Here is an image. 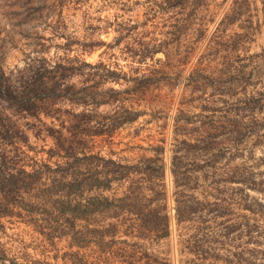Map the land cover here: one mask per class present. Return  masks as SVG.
Here are the masks:
<instances>
[{
    "label": "rangeland",
    "instance_id": "374dc122",
    "mask_svg": "<svg viewBox=\"0 0 264 264\" xmlns=\"http://www.w3.org/2000/svg\"><path fill=\"white\" fill-rule=\"evenodd\" d=\"M28 64L58 91L29 113L0 101V168L37 176L0 219V264H126L144 250L172 264L264 262V0H0V66L14 77ZM99 157L158 159L164 180L146 175L143 186L167 193L154 206L166 203L172 217L176 198L194 203L189 223L169 239L120 235L101 247L57 237L69 182L116 170ZM140 176L82 195L118 196Z\"/></svg>",
    "mask_w": 264,
    "mask_h": 264
},
{
    "label": "trees",
    "instance_id": "16d2710c",
    "mask_svg": "<svg viewBox=\"0 0 264 264\" xmlns=\"http://www.w3.org/2000/svg\"><path fill=\"white\" fill-rule=\"evenodd\" d=\"M53 70H55V68H53ZM57 91V87L53 84L51 77L46 75L40 66L28 64L25 68L19 70L14 77L0 66V101L7 103L10 107L22 105L23 111L29 113L30 107L28 105H31L32 108L35 100L52 98L57 95ZM138 116H140V113L135 114L133 121ZM184 143L186 145L185 149H198L197 143ZM94 158V156L87 157V159ZM99 159L105 161L107 164H112L116 167V170H111L107 173L96 172L91 175L90 178H85L83 180L75 178L68 184L72 188V191L67 192L66 197H70L74 193L77 194V192L83 197V193L92 192L94 189H99L104 192L110 191L114 182L127 180V178L132 175V171L141 175L140 184L135 188L129 186L124 195L119 198L99 195L89 197L86 201L81 199V201H76L75 203L71 200L63 201L59 208V212L62 214L61 216L65 217V221L60 223L53 231L56 233L57 237L70 236L73 241L72 246L87 248L90 243H95V245L101 247L105 245V241L108 237L114 242L117 241L116 238L120 235L127 237L135 236L142 239L153 236L157 240L169 239L173 236V225L179 229L185 223H189L186 217L196 212L194 203L189 201L181 202L178 198L175 199L176 206L174 207V217L169 215L166 203L158 207L154 206L159 200H165L167 198V193L164 190L157 191L152 187H144L143 182L145 178H143V176L147 175L149 181L154 180L155 177L159 181L164 180L166 167L165 165L157 166L158 159L145 158L135 166H127L113 159L107 160L101 157H99ZM177 159V156L174 155L171 164V172L174 176L176 189L180 186L178 182V169H180V165L176 162ZM216 163L217 161H213L212 167L215 168ZM143 166L144 168L142 169ZM34 177H37L35 173L27 172L24 169L14 173L10 170L6 171L0 168V219L12 215L9 209H11V207H17L14 196H21L22 190H29L32 186ZM229 183H236L235 178L232 177ZM244 185L249 190L259 191L257 190L256 182L244 180ZM6 188H9V190ZM84 188H87V190H84ZM147 191L151 193V197L147 195ZM190 198L193 202L196 201L194 196ZM247 200V204L244 206L245 210L252 214H256L257 209L254 207V204L250 202L249 195H247ZM141 202L146 204L140 205L139 203ZM255 203L258 202L255 200ZM200 204L212 208V210H208L209 212L215 211L216 208L220 207L218 204L215 205L206 202H200ZM23 205L26 207L22 208L25 209V211L31 209L28 207H34L28 202ZM259 206L264 208V203L259 202ZM2 209L4 210L2 211ZM124 216H135L136 219L130 222L127 219L121 220ZM99 218L103 220L107 218L115 219L116 221L104 225ZM80 222L83 223L80 224ZM189 225L192 226L191 224ZM247 227L251 236L253 232H255L256 225L248 221ZM204 229L206 228L201 227L199 231H204ZM39 232L41 234L45 233L43 230H39ZM250 240H252V238H250ZM122 243L129 244V241L125 239ZM189 247L192 252H195L193 249L197 246L191 244ZM135 258L136 256L133 254L131 256L133 260H127L125 263L138 264L142 261L144 264H172L164 261L149 250H144L139 260ZM80 261L81 264H91L87 261L85 256L82 257ZM261 264H264V262Z\"/></svg>",
    "mask_w": 264,
    "mask_h": 264
},
{
    "label": "crops",
    "instance_id": "0c3cea01",
    "mask_svg": "<svg viewBox=\"0 0 264 264\" xmlns=\"http://www.w3.org/2000/svg\"><path fill=\"white\" fill-rule=\"evenodd\" d=\"M74 180V179H73ZM72 180V181H73ZM114 184V183H113ZM113 184H112V189L110 191H113ZM99 189H94L93 191H97ZM101 191V190H100ZM127 191V187L125 188V190H123L122 194L121 195H118V196H110V198H119V197H122L124 195V193ZM107 192V191H106ZM67 194V193H66ZM65 201L67 200H71L73 203H75L76 201H81V196L80 195H77V194H72L70 197H64ZM83 201H86V199L84 197H82ZM127 237V236H126Z\"/></svg>",
    "mask_w": 264,
    "mask_h": 264
}]
</instances>
